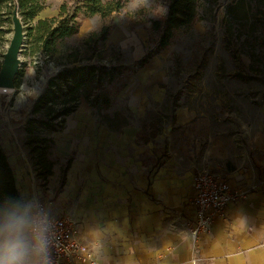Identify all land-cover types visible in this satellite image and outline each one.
<instances>
[{
  "label": "crops",
  "instance_id": "1",
  "mask_svg": "<svg viewBox=\"0 0 264 264\" xmlns=\"http://www.w3.org/2000/svg\"><path fill=\"white\" fill-rule=\"evenodd\" d=\"M44 10L38 18L48 17L41 16ZM151 63L138 75L133 91L117 96L134 121L114 128L104 117L101 123L88 120L96 113L84 100L66 117L72 130L86 126V136L59 142L61 132L52 134L56 159L45 185L28 147L12 159L5 152L26 213L42 195L53 199L56 211L69 210L98 264H264V99L259 106L247 102L241 113L231 111L237 121L227 123L207 120L202 109L177 107L173 127L202 148L193 153L170 149L165 157V136L138 138L148 124L149 105L164 96L159 82L168 76L150 72ZM96 125L101 137L95 135ZM98 145L102 147L95 152ZM204 169L226 171L233 185L250 192L240 204L229 205L225 218L217 219L208 233L193 239L181 225L187 222L185 204L192 195L193 175ZM100 174L106 177L103 181Z\"/></svg>",
  "mask_w": 264,
  "mask_h": 264
},
{
  "label": "trees",
  "instance_id": "2",
  "mask_svg": "<svg viewBox=\"0 0 264 264\" xmlns=\"http://www.w3.org/2000/svg\"><path fill=\"white\" fill-rule=\"evenodd\" d=\"M165 7L161 19L151 20V30L157 34L154 52H148L136 61L135 70L144 67L155 53L167 48L183 30L202 19L212 21L222 9V27L226 46L231 45L237 57L247 56L234 77L242 81L264 84V0H160ZM128 0H75L70 6L63 2L55 16L38 18L46 8L45 0H0V45L9 41L14 18L23 24L26 46L23 53L39 63L53 62L58 68L47 76L46 84L33 102L24 126L25 145L34 161L37 175L45 182L52 174L54 161L49 151L54 144L52 134L63 128L66 117L77 110L82 100L93 109L105 111L112 105V94L124 85L117 86L127 66L107 60L108 38L113 24H103L88 32L79 44L68 45L78 34L84 18L112 17L121 12ZM202 8V14L200 13ZM1 70V66H0ZM25 75L19 69L14 85L19 86ZM115 88V90H113ZM103 119L114 126L116 117ZM138 138L145 139L143 132ZM70 161V160H69ZM16 176L0 143V212H18L26 217V207L16 185Z\"/></svg>",
  "mask_w": 264,
  "mask_h": 264
},
{
  "label": "rangeland",
  "instance_id": "3",
  "mask_svg": "<svg viewBox=\"0 0 264 264\" xmlns=\"http://www.w3.org/2000/svg\"><path fill=\"white\" fill-rule=\"evenodd\" d=\"M63 2H68L72 6L75 0H45L46 8L41 16L49 17L57 14ZM164 13L165 7L160 0H128L121 12L113 14L112 17L84 18L80 25L82 30L68 40V45H77L88 32L98 30L106 23L113 24L110 32L111 38L109 37L107 41V60L129 68L124 71L117 83V86L121 84L124 86L118 92L113 91L112 99H114L108 112L112 115L110 118L116 117L115 120L118 123L134 121L135 115L125 107L123 98L117 96L131 89L133 91L139 83L138 75L145 67L136 69L133 73L131 71L135 70L137 60L148 52L155 51L158 37L151 30V20L161 19ZM200 13L202 14V8H200ZM12 36L13 32L9 35V41L0 45L1 68ZM24 47L19 54L20 69H24L25 73L21 84L6 89L0 88V143L9 159H12L14 154L26 151L24 126L31 106L45 86L47 76L58 68L53 62L45 64L41 61L39 66L42 70L37 71L36 60L23 53ZM150 61L153 62L151 63L153 65L149 66L150 72L168 76L159 82V87L164 92L163 98L149 105L151 109L147 112L148 124L145 125L144 135L148 140L153 136L161 140L162 135L165 136L164 145L162 150L160 149L164 156L170 149L173 152H182L185 149L186 152L193 153L195 148H202V145L198 146L188 140L179 128L173 127L172 123L177 120V107L202 109V116L207 120L220 119L227 123L232 118L237 121L236 115L234 117L230 114L231 111L238 110L241 113V107L247 102L259 106L264 99L263 83L253 80L242 81L234 77L239 69L242 70V63H249V58L247 56L237 57L233 47L226 46L222 27V9L216 12L212 21L202 19L201 15L191 28L178 33L168 47L155 53ZM94 111L95 118L89 117L88 120L101 123L106 110L99 112L94 109ZM71 119L68 118L69 121ZM85 127L72 130L65 122L60 130L61 133L57 134V140L59 142H68V139L79 140L86 136ZM94 131L96 136H102L99 133L102 131L100 126L96 125ZM51 136L55 139L54 135ZM95 147V152H98L102 146ZM54 151H57L55 142L48 155L52 161L56 159L53 155ZM71 156L70 154L66 157L63 164H68ZM105 178H102L100 174L102 181ZM117 183L121 184L119 181Z\"/></svg>",
  "mask_w": 264,
  "mask_h": 264
},
{
  "label": "built area",
  "instance_id": "4",
  "mask_svg": "<svg viewBox=\"0 0 264 264\" xmlns=\"http://www.w3.org/2000/svg\"><path fill=\"white\" fill-rule=\"evenodd\" d=\"M224 172L204 169L193 175L192 195L185 204L187 222L181 225L193 239L208 233L217 219L225 218L229 205L240 204L250 192L233 185ZM40 181L45 185L42 177ZM26 218L47 227L50 264H98L93 247L80 238L79 222L69 210L56 211L53 199L34 198Z\"/></svg>",
  "mask_w": 264,
  "mask_h": 264
},
{
  "label": "clouds",
  "instance_id": "5",
  "mask_svg": "<svg viewBox=\"0 0 264 264\" xmlns=\"http://www.w3.org/2000/svg\"><path fill=\"white\" fill-rule=\"evenodd\" d=\"M46 232L18 212H0V264H50Z\"/></svg>",
  "mask_w": 264,
  "mask_h": 264
},
{
  "label": "water",
  "instance_id": "6",
  "mask_svg": "<svg viewBox=\"0 0 264 264\" xmlns=\"http://www.w3.org/2000/svg\"><path fill=\"white\" fill-rule=\"evenodd\" d=\"M24 31L20 18H14L13 36L4 55L0 70V88H10L14 85L15 77L20 69L19 54L24 47Z\"/></svg>",
  "mask_w": 264,
  "mask_h": 264
},
{
  "label": "bare ground",
  "instance_id": "7",
  "mask_svg": "<svg viewBox=\"0 0 264 264\" xmlns=\"http://www.w3.org/2000/svg\"><path fill=\"white\" fill-rule=\"evenodd\" d=\"M1 89H4V88H1Z\"/></svg>",
  "mask_w": 264,
  "mask_h": 264
}]
</instances>
